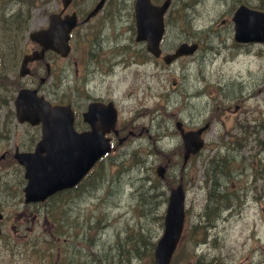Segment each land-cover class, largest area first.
I'll use <instances>...</instances> for the list:
<instances>
[{
  "label": "rangeland",
  "instance_id": "374dc122",
  "mask_svg": "<svg viewBox=\"0 0 264 264\" xmlns=\"http://www.w3.org/2000/svg\"><path fill=\"white\" fill-rule=\"evenodd\" d=\"M26 1L0 0V264H109L127 235H161L180 178L184 232L171 264H264V42L236 44L231 21L239 4L264 9V0H172L162 52L182 41L199 48L170 66L135 42L134 0H108L75 29L66 58L48 54L51 75L40 94L75 112L88 98L112 97L135 135L101 160L100 181L94 174L37 205L23 203V169L12 156L31 151L40 128L17 123L12 101L17 85L32 79L18 76L22 55L33 50L28 32L45 27L61 0ZM96 1L72 0L69 10L83 17ZM30 67L45 74L42 63ZM176 121L209 123L204 148L181 174ZM167 157L162 181L155 168Z\"/></svg>",
  "mask_w": 264,
  "mask_h": 264
},
{
  "label": "water",
  "instance_id": "95a60500",
  "mask_svg": "<svg viewBox=\"0 0 264 264\" xmlns=\"http://www.w3.org/2000/svg\"><path fill=\"white\" fill-rule=\"evenodd\" d=\"M70 0H62L66 7ZM105 0H99L87 14L88 21L101 9ZM170 0L155 5L151 0H135L134 19L136 41H145L146 49L159 56V41L163 34V14ZM234 39L237 42H262L264 40V12L240 5L234 12ZM77 25L76 13L49 15L46 28L29 34L32 41L41 46L25 54L22 58L19 75L29 73L27 64L42 60L46 50H52L62 57L69 52V33ZM197 44L182 43L173 54L163 57L170 63L182 55H190ZM48 67V66H47ZM43 79H41V82ZM15 116L20 122L40 125V140L32 152L14 154L16 161L24 168L26 180L23 187L25 203L42 202L54 193L75 186L106 153L111 151L110 140L105 133L114 128L116 113L112 104L90 103L84 119L90 130L77 132L73 127V114L70 105H51L37 89L21 88L14 99ZM179 123L177 127L179 128ZM208 127L205 124L194 131L184 132L179 128L183 140V164L189 155L196 154L203 145L201 133ZM165 166H157L156 173L164 176ZM1 219V214H0ZM184 222V189L179 183L170 190L163 216V231L153 251V264H170L172 254L180 238Z\"/></svg>",
  "mask_w": 264,
  "mask_h": 264
},
{
  "label": "flooded vegetation",
  "instance_id": "af4514ba",
  "mask_svg": "<svg viewBox=\"0 0 264 264\" xmlns=\"http://www.w3.org/2000/svg\"><path fill=\"white\" fill-rule=\"evenodd\" d=\"M66 10H67V8L65 9V10H61L60 12L62 13V14H64L65 12H66ZM184 42H188V43H192V42H190V41H184ZM161 44H162V42L160 43V46H161ZM236 44H239V43H236ZM32 45H33V49H35V48H37L36 46H35V44L34 43H32ZM239 45H241V46H245V47H248L249 45H251V44H239ZM176 47V46H175ZM174 47V48H175ZM173 48V49H174ZM172 49V50H173ZM162 50V49H161ZM166 52H168V51H166ZM162 54H164L163 52L161 53V55ZM189 57H192L191 55L189 56ZM185 59H187V57H181V58H179V59H177L176 61H174L173 63H175V62H177V61H182V60H185ZM159 60V58H154V61H158ZM161 62L163 63V61L161 60ZM164 64V63H163ZM172 65V64H171ZM40 75L39 74H37V73H33V72H31V75H30V77L32 78V79H30L31 81V83H28V85H33L34 84V82H35V80L36 79H38L39 80V77ZM27 85V84H26ZM35 85V84H34ZM33 85V86H34ZM90 100H92V101H98V102H100V103H103V104H107V103H109V102H113V104H114V106H115V108H116V111H117V119H116V123H115V126H114V128H115V132L114 131H111L107 136L111 139V142H112V144H114L115 142H119L120 140H122V142H121V144H124V143H126L127 141H128V138L129 137H133L134 135H135V130L133 129V127L132 126H129L128 124H123V122H122V120H121V118H120V112H119V109H118V105H116V102L112 99V97H108V96H96L95 98H88L87 100H85V101H83L82 102V105H81V107H80V110L79 111H77L76 112V114L78 115V121H79V130L80 131H85V130H87L88 128H89V126H88V124L87 123H85V121L83 120V113L85 112V110H86V108H87V104H88V102L90 101ZM72 105V104H71ZM72 107L74 108V105H72ZM180 127L184 130V131H187V130H192V128L191 127H189V128H186L185 126H183V124H182V122H181V125H180ZM178 130V129H177ZM180 143V142H179ZM181 145H182V140H181ZM181 157V156H180ZM167 159V162H168V164H169V162H170V159L167 157L166 158ZM191 159H192V157H191ZM166 162V161H165Z\"/></svg>",
  "mask_w": 264,
  "mask_h": 264
},
{
  "label": "trees",
  "instance_id": "16d2710c",
  "mask_svg": "<svg viewBox=\"0 0 264 264\" xmlns=\"http://www.w3.org/2000/svg\"><path fill=\"white\" fill-rule=\"evenodd\" d=\"M99 165V164H98ZM99 166L92 170L88 177L96 174V181H100L101 172L98 170ZM154 187V184L152 185ZM66 193V192H62ZM61 194V193H60ZM161 214V212H158ZM157 221L161 219L160 216L156 218ZM149 246V248L147 247ZM154 246V242L147 241L142 234L127 235L123 241L117 242V252L115 260H109V264L119 263V264H132L134 260L145 259L148 263H151L152 253L151 250ZM148 249V252L146 250ZM126 253H125V252ZM145 254V255H144Z\"/></svg>",
  "mask_w": 264,
  "mask_h": 264
},
{
  "label": "bare ground",
  "instance_id": "6f19581e",
  "mask_svg": "<svg viewBox=\"0 0 264 264\" xmlns=\"http://www.w3.org/2000/svg\"><path fill=\"white\" fill-rule=\"evenodd\" d=\"M183 131H184V130H183ZM140 184L143 185V186L140 187V186H141ZM140 184H139V185H140L139 187L142 188V190H145L146 193H148V194L151 193V191L149 190V188H151V187H149V188L146 187L145 184H144V181H143V180H142V183H140ZM151 189H153V188H151ZM124 252H125V251H124ZM125 253H126V252H125Z\"/></svg>",
  "mask_w": 264,
  "mask_h": 264
}]
</instances>
